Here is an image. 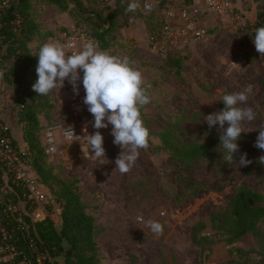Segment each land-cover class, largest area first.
<instances>
[{
    "label": "rangeland",
    "instance_id": "1",
    "mask_svg": "<svg viewBox=\"0 0 264 264\" xmlns=\"http://www.w3.org/2000/svg\"><path fill=\"white\" fill-rule=\"evenodd\" d=\"M229 1L227 10L213 13L206 10L203 0H193L192 5L186 0H137L140 8L132 14L141 13L143 18L131 19L128 26L117 28L116 39L108 50L85 34L87 24L77 28L80 50L92 42L98 50L128 57L143 73L145 83L151 85V102L145 108L150 123L149 146L139 150L130 172L121 174L116 169L115 160L122 148L113 143L111 125L99 129L106 149L103 160L92 156L87 140L82 145L61 144L58 153L47 154L60 178L80 180L87 211L95 216L100 227L97 242L101 264H259L264 259V220L259 223L260 235L247 234L230 245L225 241L208 244L209 255L192 239L199 222L207 224L206 234L215 239L223 237L211 227L210 217L230 208L240 186L264 196V162L260 161L264 149L255 146L259 130L264 128V57L253 43L257 29L254 23L264 10V0ZM145 3L151 8L146 9ZM105 7L89 9L106 16ZM183 9L197 11L199 25L208 32L206 38L192 40L178 33ZM166 20L173 27L172 35L163 31ZM176 60L182 62V76H177L169 64ZM248 87L252 89L248 102L241 106L251 107L256 118L243 124L244 133L238 141L240 151L228 163L224 158L227 152L220 146L219 125L209 128L204 117L224 109V95ZM49 97L53 108L50 118L44 113L40 115L42 130L58 124L78 130L87 128L85 135L95 134L94 117L88 108L84 112L71 110L73 93L66 81L60 91L50 93ZM19 112L13 87L0 78V116L25 147ZM167 126L174 127L180 141L205 142L212 147L211 151L196 159L191 167L175 160L167 149L156 151L155 146L161 144L159 133ZM244 153L251 163L241 167L238 161ZM45 186L48 204L54 209L60 207ZM48 204L40 203L31 217L36 221H40L39 213L47 217ZM53 213L59 219L57 212ZM148 221L160 222L163 234L153 233ZM237 248L240 250L236 251ZM2 259L9 256L0 255Z\"/></svg>",
    "mask_w": 264,
    "mask_h": 264
},
{
    "label": "trees",
    "instance_id": "2",
    "mask_svg": "<svg viewBox=\"0 0 264 264\" xmlns=\"http://www.w3.org/2000/svg\"><path fill=\"white\" fill-rule=\"evenodd\" d=\"M5 1H9V6L0 14V78L13 87L15 101L20 107L19 121L23 125V138L32 154V167L39 179L49 187L53 200L59 203L61 219L53 216L54 207L51 203L47 205L48 216L42 221H35L29 213L23 212L19 215L7 211L3 214V221L17 255L13 259L0 260V264H18L22 261H25V264H101L97 242L100 227L95 216L87 211L88 206L82 197L80 180L77 177L60 178L54 172V166L48 162V155L42 143L40 115L44 113L50 118L49 111L53 108V103L49 95L40 96L33 91L32 86L37 80L33 68L38 64V56L30 48V42L35 37L52 36L53 32L41 33L32 13L34 0H0V3ZM44 1L57 6L61 11H69L75 19L76 28L87 24L85 34L96 40L104 50H108L111 41L116 39L114 31L129 25L130 16H143L141 13L135 15L126 12L129 0H117L114 8L106 6V16L96 9L85 7L78 0L84 12L96 13L103 23L109 24V27H105L100 26L94 17L80 16L75 9L70 8L68 0ZM186 3L192 5L193 0H186ZM119 19L121 23H118ZM17 20L19 24L16 23ZM254 26L264 27V10L258 13ZM169 64L177 76H182L181 61L176 60ZM145 108L146 106L142 109V117L150 130ZM159 137L161 144L156 145L155 150H169L175 160L184 161L185 167L193 166L196 159L204 157L212 149L205 142L180 141L172 126L164 127ZM10 192V195L0 193V211L8 208L10 201L25 202L17 187H12ZM262 220L264 196L251 188L240 186L232 198L230 208L210 217L211 227L217 230L216 234L223 237L215 239L206 234L207 224L199 222L192 239L209 255L206 253L208 248L211 249L208 244L225 241L230 245L247 234L260 235L259 223ZM259 264H264V259Z\"/></svg>",
    "mask_w": 264,
    "mask_h": 264
},
{
    "label": "clouds",
    "instance_id": "3",
    "mask_svg": "<svg viewBox=\"0 0 264 264\" xmlns=\"http://www.w3.org/2000/svg\"><path fill=\"white\" fill-rule=\"evenodd\" d=\"M150 9L151 5L145 3ZM140 8L137 0L128 3L126 12L134 13ZM253 43L256 51L264 57V27L255 31ZM73 44L46 42L38 51L36 67L37 80L33 84V91L40 96L61 90L67 80L78 95L82 81L85 90L83 103L93 115L95 134L79 136L72 126L63 131L66 140L82 145L87 140L92 156L103 160L106 157L104 136L99 129L112 126L113 143L122 148V152L115 160L116 169L126 174L135 166L141 149L149 146L150 130L145 125L142 109L151 102L149 95L150 84H146L143 73L133 66L128 57H117L106 51L98 50L97 46L88 42L82 50H72ZM81 72L83 76L81 77ZM2 75V74H0ZM251 87L243 91L226 94L222 98L224 109L204 117L209 128L219 125L220 141L227 155L226 162L231 163L235 154L240 151L238 141L244 133L243 124L255 120V112L247 104ZM87 133V128L84 129ZM255 146L264 149V128L259 130ZM55 151V148L51 149ZM264 162V157L260 158ZM241 167L251 163L247 153L239 158ZM150 230L163 234V225L158 221H148Z\"/></svg>",
    "mask_w": 264,
    "mask_h": 264
},
{
    "label": "built area",
    "instance_id": "4",
    "mask_svg": "<svg viewBox=\"0 0 264 264\" xmlns=\"http://www.w3.org/2000/svg\"><path fill=\"white\" fill-rule=\"evenodd\" d=\"M203 3L206 6L207 11L213 13H223L228 9L231 1L203 0ZM8 6L9 1L0 3V14L1 11ZM181 17L182 24L181 28L178 30V33L181 36L192 40H202L208 36L206 29L199 25L196 10L183 9ZM169 20H171V18H169ZM16 23L19 24V20H17ZM165 23L166 25H164L163 31L166 30V34H174L172 33L173 27L171 26L170 22L166 20ZM68 42L73 44V49H69L68 51L80 50L79 37L76 27L66 34L63 43L66 44ZM82 76L83 73L81 72V77ZM66 84L73 93V98L70 102L71 110L76 112H84L87 109V105L83 103L85 90L83 88L82 81L80 82L78 95L73 91L72 85L67 80ZM72 127L74 128L76 135H85L84 129L78 130L76 127ZM66 128L67 126L64 125L52 124L41 131L42 143L47 154L58 153L60 151L61 144H73L72 141L66 140L63 135V131ZM53 148H55V151L51 150ZM31 161L32 154L29 146L26 145L25 147H22L17 142L13 136L11 128L0 116V193L3 195H10V189H12V187H17L18 190L22 192V196L25 199V202L22 203L10 201L8 208L0 211V255H8L11 259L16 257L17 251L15 245L12 242L10 234L6 230V226L3 221V214H5L7 211H11L19 215H21L23 212L31 214L40 203L43 204L47 202L48 204L49 202L47 201L48 190L33 169ZM54 212H57L56 215L59 217V219H61V208H55ZM40 215L43 217L42 219H40ZM38 218L40 221H42L44 218H46V216L44 217L43 214L39 213ZM18 264H25V261H22Z\"/></svg>",
    "mask_w": 264,
    "mask_h": 264
},
{
    "label": "crops",
    "instance_id": "5",
    "mask_svg": "<svg viewBox=\"0 0 264 264\" xmlns=\"http://www.w3.org/2000/svg\"><path fill=\"white\" fill-rule=\"evenodd\" d=\"M80 1L85 7H88V8H91V7L95 8L98 5H106L108 7L114 8L117 3V0H80ZM129 1L132 2V0H129ZM32 13L40 27L41 33H47L49 31L53 32L52 36L35 37L30 42V48L35 54H38L39 48L46 42L54 41V42L63 43L66 34L76 27L75 20L69 11H61L57 6L50 4L44 0H34L33 1ZM139 17L143 18L142 16H136V17L130 16L129 20L130 22H132L131 19L136 20L137 18L139 19ZM123 29L128 30L130 28H123ZM130 31L134 32L133 29H130ZM32 44H35L36 46H33ZM79 48H80V45H79ZM36 67L37 65L33 68L34 71H36ZM21 136L23 138V132Z\"/></svg>",
    "mask_w": 264,
    "mask_h": 264
},
{
    "label": "water",
    "instance_id": "6",
    "mask_svg": "<svg viewBox=\"0 0 264 264\" xmlns=\"http://www.w3.org/2000/svg\"><path fill=\"white\" fill-rule=\"evenodd\" d=\"M69 6L76 10V12L83 18L94 17L100 26L109 27V24H105L101 21L100 17L96 13L84 12L78 0H68Z\"/></svg>",
    "mask_w": 264,
    "mask_h": 264
}]
</instances>
